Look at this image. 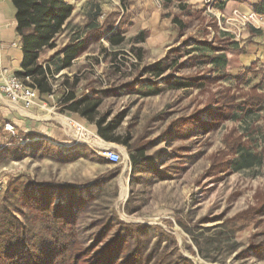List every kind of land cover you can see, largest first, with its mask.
<instances>
[{"label": "rangeland", "instance_id": "1", "mask_svg": "<svg viewBox=\"0 0 264 264\" xmlns=\"http://www.w3.org/2000/svg\"><path fill=\"white\" fill-rule=\"evenodd\" d=\"M67 1V26L40 62L84 38L91 21L98 32L50 77L53 90L30 117L0 95V209L32 225L27 196L50 193L51 209L63 204L67 214L74 204L77 241L92 250L120 231L129 238L122 255L141 242L140 264H264V59L254 58L264 31L237 16L259 0ZM220 55L225 66L211 61ZM85 98L96 104L95 120L114 126L132 151L68 109ZM64 117L84 123L91 138L71 139ZM46 118L64 130V141L46 136ZM106 149L121 161L101 163ZM243 153L254 159L239 167ZM251 212L254 222L238 221Z\"/></svg>", "mask_w": 264, "mask_h": 264}, {"label": "trees", "instance_id": "2", "mask_svg": "<svg viewBox=\"0 0 264 264\" xmlns=\"http://www.w3.org/2000/svg\"><path fill=\"white\" fill-rule=\"evenodd\" d=\"M12 3L16 7L17 32L23 50L22 69L16 74L30 77L31 84L40 91V94H50L53 90L50 77L72 65L98 32V27L91 21L86 26L84 38H72L61 50L51 55L46 64H43L39 60L40 53L45 48L53 49L56 46L54 40L67 26L66 22L73 11L72 4L67 0H12ZM253 9L255 12L264 13V0L255 3ZM211 61L220 66L226 64L225 55L216 56ZM153 69L161 74L164 67L162 63H158ZM73 97V94L67 96L66 101H72ZM86 101L87 98L74 100L68 109L90 121H95L97 132L103 139L122 143L132 151L128 139L112 134L114 126L104 125L103 119L95 120L93 113L96 104L84 105ZM253 159V155L243 153L238 166L250 165ZM131 160L137 169L139 160L133 153ZM100 162L111 163L108 158H100ZM62 188L67 190L69 187ZM26 191L28 193L29 189ZM26 199L36 212L34 216H26L32 225L23 223L9 208L0 209V264H140L144 257L140 241L132 246L129 244L126 254L122 255L129 238L124 239L120 231L96 250L80 246L77 241L72 202L69 211L64 214L63 204L50 208L53 203L50 193H46L42 198L28 195ZM37 219L42 222L39 231L35 232L33 223ZM237 219L244 224L254 222L256 214L254 212L242 214ZM102 235L103 233L98 239H103ZM154 264L172 262L160 258Z\"/></svg>", "mask_w": 264, "mask_h": 264}, {"label": "built area", "instance_id": "3", "mask_svg": "<svg viewBox=\"0 0 264 264\" xmlns=\"http://www.w3.org/2000/svg\"><path fill=\"white\" fill-rule=\"evenodd\" d=\"M237 16L240 17L244 25L249 24L256 30L264 31V13L251 12L243 15L242 18ZM31 82L30 77L19 76L11 68L3 67L0 72V95L12 107L20 106L31 110L41 104L40 91ZM44 106L46 105L44 104ZM59 119L61 118L59 117ZM64 119L66 133L71 139L80 142L88 141L91 138L92 134L84 123L72 117H64ZM7 126L11 130L14 129L10 123ZM104 155L113 163H118L122 159L121 153L114 149H106ZM3 189L4 185L0 181V192Z\"/></svg>", "mask_w": 264, "mask_h": 264}, {"label": "crops", "instance_id": "4", "mask_svg": "<svg viewBox=\"0 0 264 264\" xmlns=\"http://www.w3.org/2000/svg\"><path fill=\"white\" fill-rule=\"evenodd\" d=\"M256 55L264 59V50L256 52L254 58L257 57ZM225 58L227 63V57ZM22 61L23 50L17 32L16 7L12 0H0V72L3 67H9L16 73L22 69ZM1 101L20 116L30 117V110L20 106L12 107L3 98ZM51 119L46 118V136L64 141L66 137L64 130Z\"/></svg>", "mask_w": 264, "mask_h": 264}, {"label": "bare ground", "instance_id": "5", "mask_svg": "<svg viewBox=\"0 0 264 264\" xmlns=\"http://www.w3.org/2000/svg\"><path fill=\"white\" fill-rule=\"evenodd\" d=\"M96 139L98 140V138L96 137ZM126 189V188H125ZM123 196V195H122Z\"/></svg>", "mask_w": 264, "mask_h": 264}]
</instances>
